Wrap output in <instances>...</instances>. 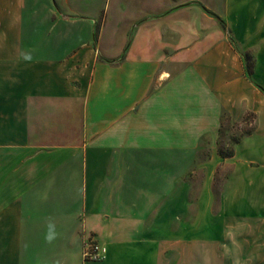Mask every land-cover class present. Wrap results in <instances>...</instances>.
<instances>
[{
    "label": "crops",
    "instance_id": "obj_1",
    "mask_svg": "<svg viewBox=\"0 0 264 264\" xmlns=\"http://www.w3.org/2000/svg\"><path fill=\"white\" fill-rule=\"evenodd\" d=\"M259 87L264 0H0V264H264ZM153 121L187 177L224 122L251 127L201 164L196 217L184 173L164 193L123 167Z\"/></svg>",
    "mask_w": 264,
    "mask_h": 264
},
{
    "label": "rangeland",
    "instance_id": "obj_2",
    "mask_svg": "<svg viewBox=\"0 0 264 264\" xmlns=\"http://www.w3.org/2000/svg\"><path fill=\"white\" fill-rule=\"evenodd\" d=\"M154 126H155V121L150 122L149 127H152V130H146V133L142 134V138L139 144L140 146L139 149H137L136 151L132 153L131 151L124 150L127 157H125L123 154L120 155L124 157V159L127 158L125 159L126 161H123V164H124L123 167L124 168L129 167V172L131 171V174H137V171L139 170V174L143 176L141 177L142 180L145 181V183H147L146 188H150L151 184H153V188L156 187L157 192L163 191L164 193H167L170 191L169 188H170L171 178L172 177L174 178L177 175H181L182 173H184V178L182 181L185 184L190 183L191 189H192V193H190L192 194V196L190 195L188 198V202L190 205L189 208L191 210V214L195 213V217H196L197 209L200 208L199 203H198V193H199L200 188L202 187V184L205 178L204 177L205 172L201 164L203 163V161L207 159V157L210 155L212 150L218 151L219 148H222L223 152H228L229 150H231L234 141L247 135V133L251 130V127H248L247 124H244V122H242V125L239 123L234 125V124H229V123L224 122L223 131L220 134H218V137H217L216 149H206L207 147L205 143L203 142L196 156L195 164L192 165V167H190V170H188L189 175L187 177V171H186L187 166L185 164H178L177 166L176 165L174 166V165H166L164 162H160L162 158L159 155L160 149L158 148V145H159L158 143L160 141L158 138H156ZM163 157H165V155H163ZM181 161L182 160H180V162ZM128 163H130V166L128 165ZM228 174H229V169L227 166H222L218 168L215 172L214 182L212 186V189L215 194V201H214L213 208H212L213 213L219 207V204H218L219 196L218 195L219 193H221V191L225 187ZM151 176H154V177L151 178ZM182 220L185 221L186 217L184 216ZM201 225H202V221L200 219L198 221V226H196V228L193 230H190V229L188 230L184 228L181 229L180 227L178 235H182V236L208 235L206 234L207 231L201 228ZM166 231L167 230L165 229L164 235L167 234ZM172 231L175 232L174 227L172 228ZM233 233L234 231L231 232L232 235ZM87 241L91 242L95 240H93L90 237Z\"/></svg>",
    "mask_w": 264,
    "mask_h": 264
},
{
    "label": "built area",
    "instance_id": "obj_3",
    "mask_svg": "<svg viewBox=\"0 0 264 264\" xmlns=\"http://www.w3.org/2000/svg\"><path fill=\"white\" fill-rule=\"evenodd\" d=\"M83 257L85 260L102 261L106 257V247L91 241L84 244Z\"/></svg>",
    "mask_w": 264,
    "mask_h": 264
},
{
    "label": "trees",
    "instance_id": "obj_4",
    "mask_svg": "<svg viewBox=\"0 0 264 264\" xmlns=\"http://www.w3.org/2000/svg\"><path fill=\"white\" fill-rule=\"evenodd\" d=\"M247 60H249L248 57H247ZM247 72H248V75H251V74H252V69H251L249 66H248ZM259 88H260V90H261L262 92H264V90H263L261 87H259ZM222 131H223V124L220 126L219 134H220ZM250 133H251V130H250L247 134H250ZM239 140H240V139L234 141L233 144L238 143ZM232 146H233V145H232ZM218 153H219L220 157H222V158L231 157V156L233 155V148H232L231 150H229L228 152H223L222 148H219V149H218Z\"/></svg>",
    "mask_w": 264,
    "mask_h": 264
}]
</instances>
